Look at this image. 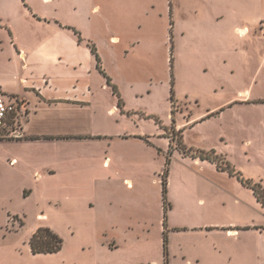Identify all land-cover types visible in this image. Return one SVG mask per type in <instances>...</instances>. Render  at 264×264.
<instances>
[{"label":"rangeland","instance_id":"obj_1","mask_svg":"<svg viewBox=\"0 0 264 264\" xmlns=\"http://www.w3.org/2000/svg\"><path fill=\"white\" fill-rule=\"evenodd\" d=\"M96 4L101 7L99 13L93 12ZM55 7L54 12L61 22L70 24L68 27L78 39H87L88 44L96 48L104 71L101 75L110 77L120 93L122 106L112 85L98 93L97 104L103 118L112 102H116L121 112L134 114L146 130L153 131L158 127L166 135V124L174 121L172 116L175 119L182 117V120L185 116L203 113L211 116L177 132L175 138L172 132L169 139L160 138L170 148L159 158L136 147H132L130 153V148L125 149V144L121 146L123 142L113 135L97 136L104 137L103 141H97L89 149L96 155L98 165L112 154L105 153L100 146L104 143H113V164L123 173L137 155L144 159L143 174L133 176L135 187L128 188L130 181L125 178L131 177L129 173L76 192L58 187L57 180L53 179L45 189L35 190L29 198L19 194L8 203H2L0 199V238L7 235L1 247L6 251L11 247L22 249L25 256L18 258V264H156L154 260H159L160 264H172L171 261L184 264L181 260L184 254L191 255L193 250L219 245L221 249L218 250H223L219 255H223L220 258L225 264L234 254L232 264H264V199L261 191L264 189L261 179L264 169L252 165L251 154L246 153L243 146L246 138L253 137V127L263 130L264 134L261 124L264 114L259 108L245 110L234 103V98L242 95L241 90L253 86L257 93L264 88V70L255 79L264 54V41L255 45L252 34L243 37L246 31L240 29L250 28L254 33L259 25L264 32V0H56L50 10ZM115 36L119 40L113 41L114 44L111 38ZM228 53L230 56L224 57ZM228 102L232 104L226 105ZM99 117L98 113L96 127L100 132H120L129 125L126 121L109 124ZM223 135L227 137L226 149L237 150L238 158L244 162L240 167L227 157L234 170L224 169L223 184L216 186L198 171L173 165V150L178 148L182 153V146L191 150L192 156L199 150H215L221 155L222 152L212 146H222L225 143L220 142ZM168 157L171 158L168 170L171 210L166 222L168 255L165 259L162 175ZM236 172L251 186L240 180ZM253 186H261V189L255 190ZM68 193L113 197L117 202L142 197L143 208L139 211V219H135L138 224L135 230L129 231L132 235L126 237L123 248L109 252L111 242L110 236L103 231L106 209L102 205H98V210L91 215L72 220L78 228L75 234L68 230V220L63 218L56 200ZM201 198L207 201L206 205L199 203ZM246 201L251 207L245 204ZM115 208L121 211L119 203ZM41 212L47 214L48 222L54 228H60L65 234L59 254L36 257L26 252ZM127 212L130 221L131 210ZM89 220L97 230L85 228ZM216 221L226 229L255 222L257 232L245 235L240 242L223 234L220 242L199 231L200 224ZM97 238L101 244L105 242L106 252L101 250L102 247L98 251L95 249Z\"/></svg>","mask_w":264,"mask_h":264},{"label":"crops","instance_id":"obj_2","mask_svg":"<svg viewBox=\"0 0 264 264\" xmlns=\"http://www.w3.org/2000/svg\"><path fill=\"white\" fill-rule=\"evenodd\" d=\"M55 2L56 0H0V92L19 95L29 110V115L23 122V137L9 135V128L0 131V199L2 203H8L19 194L29 198L35 190L45 189L47 183L53 179L57 180L58 187L76 192L85 186L91 188L89 186L97 185L95 184L97 182L113 181L129 173L131 177L128 175L125 181H130L128 188L133 189L135 187L133 176L142 175L145 170L144 159L137 155L127 164L128 170L125 169L126 173H123L118 169V165L113 164L115 160L112 151L113 143H104L100 146L105 149V153L109 151L112 154L105 157L98 165L95 163L96 155L89 149L97 141H103L104 137L97 136L113 135L123 142L121 146L125 144V149L130 148V153H132V147H136L143 152L147 150L150 155L159 158L170 148V145L168 146L164 140L160 141V138L169 139L172 134L175 137L177 132L200 124L206 117L211 116L203 113L188 116V118L185 116L183 117L185 120H182V117L175 119L172 116L174 121L166 124V135L158 127L153 131L146 130L141 121L127 110V106L128 112L124 110L121 112L116 102H112L107 115L103 118L100 106L97 104V95L102 89H109L108 78L101 75L97 56L87 42L89 40L78 39L76 33L68 27L70 24L61 22L60 16L54 12L57 7L53 11L50 10V5ZM100 11L99 4L94 5L93 12ZM179 27L178 23L177 29ZM240 29L246 31L243 37L252 34L251 40L255 45L264 41L263 28L259 25L255 27L254 33L250 28L240 27ZM118 40L119 37H112L111 43L115 44L113 41ZM229 56L228 53L224 57ZM263 70L264 54L261 56L255 79L261 76ZM239 93L242 95L235 97L234 103L245 110L259 108L264 114V88L254 93L252 86ZM231 104L228 102L226 105ZM98 113L99 118H103L101 121L114 125L126 121L129 125L120 132H100L96 127ZM262 116L261 124L264 125V115ZM253 131V137L246 138L243 146L246 153L251 154L252 165L264 169L263 130L253 127ZM221 140L225 141L223 145L221 144L222 146L213 144L212 147L221 151V155L227 160L229 158L235 165L242 167L244 162L238 158V151L230 147L226 149L225 145L228 144L226 136L223 135L220 142ZM177 149L173 150V165L178 164L198 171L216 186L218 183L223 184L224 169L208 159L192 156L183 151L184 154H182ZM261 179L264 181L262 176ZM16 191L18 194H15ZM114 199L69 193L56 198L63 218L68 220V230L73 234L78 228L72 220L91 215V212L98 210V205L105 206L106 218L103 231L105 235L110 236L109 252L123 248L126 237L132 235L129 231L135 230L138 224L135 219H139V211L143 208L142 197L121 202ZM118 203L121 205V211L115 208ZM199 203L206 205L207 201L201 198ZM245 204L251 207L250 202L246 201ZM130 210V221H128L127 211ZM39 217L40 222L32 234L40 226H49L60 236L65 235L60 228H54L48 222L47 214L41 212ZM198 227L206 237L213 236L215 241L220 242L223 234L240 242L245 235L249 236L257 232L255 222H246L242 224V227L235 225L227 229L218 221L200 224ZM85 228L90 231L97 230L90 220ZM135 233L133 234L137 235ZM6 238V234L0 238L2 240L0 251H5L0 253V264H18L17 260L25 256L24 252L17 247H11L7 249L8 251L3 249L1 246L5 244ZM98 241L97 238L95 249L98 251L102 247L101 250L106 252L105 242L101 244ZM218 249H221L219 245L210 246L205 250L199 248L193 250L191 255L184 254L181 260L184 264H225L220 258L223 255H219V252L223 250ZM61 251L35 254L32 252L31 245L29 250H26L30 256L36 257L55 255ZM233 257L235 254L231 255V259L229 257L228 264H232ZM236 260H239L238 257ZM154 262L160 264L159 260ZM171 263L173 264V261ZM233 264L237 263L233 262Z\"/></svg>","mask_w":264,"mask_h":264},{"label":"trees","instance_id":"obj_3","mask_svg":"<svg viewBox=\"0 0 264 264\" xmlns=\"http://www.w3.org/2000/svg\"><path fill=\"white\" fill-rule=\"evenodd\" d=\"M80 40H82L81 37H80ZM92 50L97 56L98 67L100 68V70L102 72H104L102 69V66H101L100 57L97 54L96 48L94 46H92ZM107 78H108V83L110 85H112L115 93H117L120 97V93H119L116 85L113 84L112 79L110 77H107ZM173 94L174 93L172 91V96H173ZM119 105L120 106L123 105V100L121 97H120ZM174 138H173V140H174ZM180 145H181V142H180ZM181 149L183 150L184 153L191 152V150L187 149L185 146L184 147L182 146ZM193 155L199 156L202 159H208V160L216 163L217 166L221 169L227 168L229 170H234V167L231 164V162L228 161L225 156L217 154L215 150H211V151L199 150L196 154L193 153ZM170 163H171V158L168 157L167 161H166V168H165V171L162 175V178H163L162 179V185H163V204H164V226H165V231H164V255H165V259H167V255H168V234H167L166 222H167V214H168V211H169L170 206H171L170 202L168 201V170H169ZM236 173H237L238 177H240V173L239 172H236ZM240 180H242L245 184L250 185L249 181H246L241 177H240ZM253 188L255 190H257L259 188L261 189V186H259V188H257L256 186H253ZM261 191H262V196L264 199V189L263 190L261 189ZM30 245H31L32 252L35 254H37V253H56V252L62 250V248L64 246V239L62 236H60L58 233H56L51 227L40 226L32 234V236L30 238Z\"/></svg>","mask_w":264,"mask_h":264},{"label":"built area","instance_id":"obj_4","mask_svg":"<svg viewBox=\"0 0 264 264\" xmlns=\"http://www.w3.org/2000/svg\"><path fill=\"white\" fill-rule=\"evenodd\" d=\"M28 115L29 110L19 95L0 92V131L9 128V135L23 137V122Z\"/></svg>","mask_w":264,"mask_h":264}]
</instances>
